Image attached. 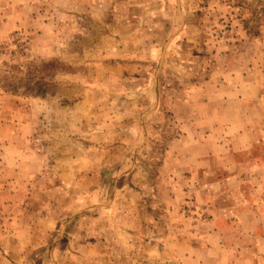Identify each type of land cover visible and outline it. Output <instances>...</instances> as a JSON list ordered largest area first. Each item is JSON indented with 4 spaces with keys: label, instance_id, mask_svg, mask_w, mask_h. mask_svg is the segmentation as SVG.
Here are the masks:
<instances>
[{
    "label": "rangeland",
    "instance_id": "rangeland-1",
    "mask_svg": "<svg viewBox=\"0 0 264 264\" xmlns=\"http://www.w3.org/2000/svg\"><path fill=\"white\" fill-rule=\"evenodd\" d=\"M260 236L264 0H0V264H264Z\"/></svg>",
    "mask_w": 264,
    "mask_h": 264
},
{
    "label": "crops",
    "instance_id": "crops-1",
    "mask_svg": "<svg viewBox=\"0 0 264 264\" xmlns=\"http://www.w3.org/2000/svg\"><path fill=\"white\" fill-rule=\"evenodd\" d=\"M213 148H215V149H219L220 147H218V146H215V147H213ZM213 148L212 149H208L207 150V154H206V156L209 154V153H212L211 152V150H213ZM223 149H224V147H223ZM222 152H224V150L222 151ZM209 156V155H208ZM218 158V157H217ZM200 159V161L199 162H197V160L195 159V161H196V163L195 164H199V165H204V164H206V162L208 161V159H206L205 160V157H201V158H199ZM193 161V160H192ZM227 162L225 163L224 162V165H223V167L225 168V169H227V170H229V168H237V169H240L239 168V165H237V163H236V161H235V163L234 162H232V160H226ZM222 179L220 180V181H223L224 179H230V178H234V177H236V178H238L237 177V174H235V172H233V176L232 175H229V173L226 175V174H224V173H226L224 170L222 171ZM246 199H249V197H247ZM233 207H236V206H233ZM229 210H231V208H225V210L224 211H229ZM252 214H254V213H252ZM255 215V214H254ZM256 216V215H255ZM248 229V228H247ZM251 230H257L256 228H254V227H252V229ZM264 237L263 236H260L259 237V239L256 237V239L259 241V240H262ZM250 258H248V260L249 261H251L253 264H255V262H258V259H257V257L256 256H249ZM240 259H243L244 260V258H239L238 260H240Z\"/></svg>",
    "mask_w": 264,
    "mask_h": 264
},
{
    "label": "trees",
    "instance_id": "trees-1",
    "mask_svg": "<svg viewBox=\"0 0 264 264\" xmlns=\"http://www.w3.org/2000/svg\"><path fill=\"white\" fill-rule=\"evenodd\" d=\"M38 86L41 88L42 85H47V83H43V82H37ZM45 92V88L41 89L40 91H38L36 94L42 95Z\"/></svg>",
    "mask_w": 264,
    "mask_h": 264
}]
</instances>
